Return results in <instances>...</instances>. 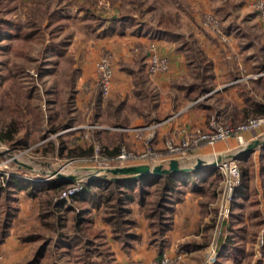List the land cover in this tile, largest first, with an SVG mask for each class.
Returning <instances> with one entry per match:
<instances>
[{"label":"rangeland","instance_id":"1","mask_svg":"<svg viewBox=\"0 0 264 264\" xmlns=\"http://www.w3.org/2000/svg\"><path fill=\"white\" fill-rule=\"evenodd\" d=\"M243 12L257 13L256 0H0V17L17 25L15 28L3 26L7 35L0 38V128L16 117L17 111L19 120L22 121L16 139L0 140V176H3L0 181H4L2 184H5V175L8 177L18 175L29 180L35 179L39 183L40 181L47 183L49 179L60 180L50 176L51 172L57 170L75 176L73 180L64 179V185L56 190L48 188L31 195L37 196L40 192L36 197L39 202V220L38 222L35 220L26 228L24 231L26 233L20 237L39 239L40 245L36 244L18 264L28 263L39 247L44 245V252L38 257L36 264H83L84 259L95 264H118L113 256L111 244H107L115 242L123 251H128L132 241L140 238L134 228L138 223L134 215V206L138 207L146 223L147 242L153 244L152 240L156 238L158 226L157 224L151 226V219L148 218L154 208L152 203L141 206L136 197L125 204L130 211L126 217L134 220V223L127 228L132 235L127 237V241H123L113 235L111 225L106 221L111 210H108L109 207L104 200L92 204L89 200L75 199L74 196L78 195L87 183L102 178L101 175H105V178L112 177L113 174L107 172L108 168L141 163L166 166L171 158L177 159L183 167L198 169L202 179L199 183H205L202 191H196L204 194L205 213H202L204 215L197 229L190 233L187 239L201 242V245L205 244L202 245L204 253L210 241L217 238V249H221L223 242L230 235L228 231L233 234L238 229L234 225L238 224V219L235 222L229 217L226 223L223 222L222 227L216 222L220 178L215 169V161L219 159L218 157L224 156L214 153L217 158L214 157L213 150L208 147L206 150L202 149L204 144L180 153H171L165 146L169 137L163 139L160 148L156 145V138L157 128L168 120V117L164 116L170 110L168 102L163 98L171 94L180 96L181 85L193 87L194 94H190V101H187L190 105L194 103L193 105L210 107V110H207L205 125L192 128L204 131L212 117H219L220 122L228 126L239 125L251 118H259L253 113L248 116L240 115V111L234 110V104L230 101L220 100L214 96L211 81L203 79L202 76L199 79L198 74L205 71L202 69L205 62L196 60L203 55L199 54L196 40L188 33V31H197L204 35L209 33L213 41L225 42L229 37L223 32L224 16L228 14L229 21L239 23L243 21L241 18L234 19L230 15H241ZM129 14L135 24L119 22L113 26L117 17ZM209 16L216 19V27L207 21ZM38 27L37 32L29 34L28 38L23 36L27 31H34L32 29ZM138 33H141L146 41L139 44L129 42L132 60L118 58L119 66L125 63L130 70L128 71L132 76L130 86H125L118 92L120 97L112 96L110 93L103 95L96 80L91 96L78 102L76 84L84 85L86 81L93 79L90 74L86 77L85 73L95 71V64L101 55L108 56L112 66L117 49L121 47L120 41ZM164 40H171L185 49L187 47V60L190 64L187 73L175 79L170 78L167 87L160 79L156 80V76L151 77L147 67L145 69L150 46L153 45L158 53L157 44ZM107 41L113 42L109 45ZM88 84L82 89L88 87ZM252 95L253 99H264V93H261L260 88L253 87ZM178 106H181V101ZM175 108L177 107L174 106L173 109ZM75 121L82 122V125L71 127L70 123ZM70 129L82 131L74 135ZM130 132L141 134V147L130 148L127 146V140H124L122 143L119 142L116 155L120 153L121 148L137 153L147 151L144 147L147 138L149 151L153 153L143 158L127 159L121 163L115 154H109V148L104 142L114 146L122 135ZM26 136L28 145L25 147L22 141ZM49 140L55 141L57 147L61 146V149L57 148L58 153L55 149L45 155L41 151H36L39 144L45 145ZM74 148L81 149L80 154L69 153V150ZM88 148L90 152L85 153L83 150ZM256 159L257 161L252 163L243 161L240 164L241 170L246 169L248 175L246 182H249L259 168L264 170V157ZM198 160L203 163L195 169ZM211 162H214L212 167L215 169L212 176L207 173L208 171L200 170L205 167L204 164ZM24 165H29V168ZM68 187L75 188V191L69 196L60 197L62 191ZM157 187H149L153 196L158 192ZM92 189L96 190L97 187ZM187 192L195 191H184L182 198ZM153 196L150 198L154 199ZM62 198L70 205V211L62 207L57 210L59 215H52L54 208L50 205V200L58 201ZM246 203L240 205L243 209L237 210L239 213L236 218L239 216L243 218L244 214L250 216L252 210L249 208L250 204ZM15 205L18 207V203ZM25 207L29 209V205ZM253 209L252 214L255 215L256 208ZM76 213L81 216L79 225L82 232L73 235L70 225L73 224V215ZM259 214L260 217L256 218L245 231L249 234V240L253 241L254 251L256 239L261 235L264 237V222H258L261 220V213ZM26 215L30 213L27 212ZM45 222L47 227H44ZM57 223L60 232L57 225L54 230V224ZM231 225L234 226L230 227ZM170 229L171 226L163 232L165 243L169 241L167 233ZM106 233H109V239ZM74 237L78 239L77 241L80 239V242H76ZM263 252L264 243L260 255L255 256L253 253L254 258L251 257L241 264H259L261 261L264 263ZM203 259L202 256L198 264H202Z\"/></svg>","mask_w":264,"mask_h":264},{"label":"crops","instance_id":"2","mask_svg":"<svg viewBox=\"0 0 264 264\" xmlns=\"http://www.w3.org/2000/svg\"><path fill=\"white\" fill-rule=\"evenodd\" d=\"M227 16H224L222 20L223 24H225L223 26V32L229 37L225 42L213 41V37L209 33L208 35L197 33V31H188V33L196 40L198 45L197 48L200 50L199 54L203 55V58L209 61V65L207 68L205 67V71H201L200 74H198L199 79L200 76H202L203 79L211 81L214 96L217 99H227L231 104H234V110L238 109L240 111V115L248 116L252 113L255 114V110L257 111L260 107L264 106V99H253L252 95L253 87L260 88L261 93H264V85L261 84V80L259 79V77L264 76L260 75L264 65V19L260 18L258 12L255 14L243 12L241 15H230L234 19L241 18V20H243L239 23H233L229 21ZM122 40L123 41H120L121 47H119L116 52L117 56L112 60L111 92H109L110 95H116L118 97H120L118 92L124 89L125 86L129 87L132 80V76L129 74L128 70L119 66L118 58L131 61L133 54L128 47L129 42L139 44L146 41V38H142V34L138 33L135 36L131 34ZM108 42L109 41H107V43ZM112 42L113 41H110L109 45H111ZM186 49L180 45L178 46L177 43L171 40H164L158 43L157 54L168 61V70L164 72L163 75H159L161 73H156L151 75V77L156 76L155 79H160V81L164 82V86L167 87L170 84V78L175 79V77L177 78L182 76V74H186L190 65L187 60L188 49ZM94 64L93 61L92 70H94ZM88 74H90L93 79H89L90 81H86L84 85L76 84V100L78 102L91 96L90 94L93 91L94 83L97 80L95 71H91V73L87 71L85 76L88 77ZM209 77H211L210 80ZM168 81L169 83L167 84ZM87 83H89V86L85 87L83 90L82 87L86 86ZM179 88L181 89V91H179L180 96L171 94L163 98L168 102L170 110L169 113L164 116L166 118L168 117V120L164 121L162 125L157 128L156 145L158 148L162 146L163 139L166 137H171L177 142L186 132L193 129L192 127L205 125L208 114L207 110H210V107L201 104L193 105L194 103L190 105V102H187L190 101V94H194L191 85H181ZM180 101L181 106H178ZM259 105L261 106L257 107ZM174 106L177 107L175 110L173 109ZM227 114L231 115L230 113ZM258 116L264 117V115ZM70 124L71 127H73L82 125V122L79 123V121H75ZM70 131L74 135H78L82 130L70 129ZM140 136L141 134L130 132L127 135H122L120 141H117L114 146L110 145V143H104L107 144L106 146H108L109 151L116 153L119 150V142L122 143L124 140H127L128 147L140 148L142 145ZM255 139L260 141L258 146L249 153L239 156L236 155L247 143ZM206 147L213 150L212 155L217 153V155L230 158L236 161L239 167L243 161L246 163L249 161L251 163L257 161L255 158L264 157V123L253 131H244L242 133V140L232 136L217 141L213 146L204 145L202 149L206 150ZM254 164L256 165V163ZM31 180L34 181L35 179ZM17 193V212L11 219L8 234L3 242L0 243V254L2 255L0 264H18L30 251H32L36 244H39V239H30L29 236L23 239L20 236L26 233L24 232L25 229L31 226L35 220H37V222L39 220V202L36 197L40 192L37 193V196H31L24 190H20ZM203 198L204 194L201 192H187L181 201L176 203L174 209H172L171 229L167 233L169 241L165 243L161 254H159L157 246L154 243L151 244L147 242L145 230L146 223L141 217L142 214L139 213L138 207L134 206V215L138 219V223L135 224L134 228L140 238L132 241V246L128 251H123L115 242H109V244H107H111L113 256L118 261V264H149L153 260H159L164 254L173 256L176 253L182 254L180 264H198L202 256H204V253H202V245L205 244L202 243L201 245V242L197 243L194 240L187 239V237L197 229V226H199L203 218V207L206 208V201H204ZM235 201L236 205H239L237 208L232 207L231 212L234 215L239 213L237 211L238 209H243V206L240 207V205L247 202L246 204H250L249 208L252 210L251 214L254 212L253 208H256L255 210L261 213V219L264 221V170L259 168L257 172L254 173L248 182L247 193L241 194L239 197L235 198ZM1 204L2 200L0 199V216L2 215ZM25 205H29L28 210ZM59 209L60 208L53 209L52 213L54 216L60 214L57 211ZM27 212H29L31 216L26 215ZM40 212L42 214V211ZM251 214L250 216L244 214L243 218L239 216L237 220L238 224H234L238 227L236 232L234 231L232 234L228 231V235L230 234L229 236L231 237L228 244H226V249H220V264H241V262H247L251 257L254 258L253 241L249 240V234L245 233L257 218L256 215L252 214L251 216ZM43 221H45V219ZM56 225L60 232L59 223L54 224V230H56ZM227 226L229 225L227 224ZM44 227H47L46 222ZM105 228H107V226H105ZM106 234L109 239V233ZM205 236L207 237V235ZM43 252L44 250H42L39 257L42 256Z\"/></svg>","mask_w":264,"mask_h":264},{"label":"trees","instance_id":"3","mask_svg":"<svg viewBox=\"0 0 264 264\" xmlns=\"http://www.w3.org/2000/svg\"><path fill=\"white\" fill-rule=\"evenodd\" d=\"M119 22H123L121 24H135L133 22V19L131 15H122L120 17H117V19L114 20V25H118ZM3 26H10L17 27V25H13L10 20H6L4 18L0 17V38H2L4 35H7L5 33ZM19 28H16V30ZM37 29H32L34 31H27L23 34L24 37L28 38L29 34H34L37 32ZM196 60L205 62L202 65V69L205 70V67L209 65V61L203 57H197ZM201 63H199L200 65ZM123 68L130 71L128 67L124 64H122ZM201 66V65H200ZM261 80V84L264 85V76L259 77ZM193 89V87H191ZM261 105L257 106L260 107ZM16 117L9 120L5 125H3L0 128V140L4 141H12L16 139L18 132L21 129V119L19 120L18 111L15 113ZM255 115H264V106L260 107L257 111L255 110ZM36 118V117H34ZM34 123H37V121H34ZM69 125V124H68ZM67 125V126H68ZM23 145L26 147L28 145L27 136L22 141ZM61 149V146H56L55 141L49 140L45 145H38L36 148V151H41L43 155L47 154L50 150H57V153L59 152L58 149ZM81 149L74 148L70 149L69 153H77L80 154ZM85 153L90 152V148L83 150ZM113 151H109L110 155H114L115 153H112ZM212 166H206L203 169V171H208L209 175L213 174ZM264 168V167H263ZM241 172V182L239 186L236 188L234 192V199L232 202V207L237 208L238 205H236L235 198L239 197L241 194H246L248 189V182H246V177L248 176L246 174V169H242L239 167ZM5 177V176H4ZM202 179H200L199 170H189L182 173H176V174H165L161 176H147L143 178H138L135 180H113L111 178H100L99 180L92 181L90 183H87L84 185L83 190L78 194L75 195V199L89 200L92 204H98L101 200H104L105 203L108 205L110 212V217H106V221L109 222L112 228L113 235L117 236V238L122 239L123 241H127V237H130L132 234L128 232V227L133 223L130 218H127L126 216L129 215L130 211L128 207L125 206V204L129 201H132L136 197L139 200V203L141 206H146L147 204H153L154 208L152 209V213H149L148 218L151 219L150 224L151 226H154L157 224L158 231L155 233L156 238H153L154 244L157 246L159 254L162 253L165 242L163 239V232L167 231L171 224H172V209L174 206V203L181 200L184 191L191 190V191H202L204 189L205 183H199ZM204 181V180H203ZM43 181H37V180H29L25 177H20L18 175H11V177H6L5 184H2L0 181V199L2 200L1 204V213L0 216V243L3 242L6 235L8 234V228L11 223L12 217L17 212V206L15 205L17 201V192L20 190H24L27 194L33 195L37 191L45 190V189H58L62 185H64V179L56 180V179H49L47 183H42ZM46 182V181H45ZM206 182V181H205ZM211 182V181H210ZM154 184V185H153ZM97 187L96 190L92 189L93 187ZM147 186H158L155 196H153V193L151 191V188H147ZM156 188V187H153ZM150 196H153L154 199H151ZM50 205L53 206L54 209L62 208L64 207L65 210L70 211V205H67L65 199H60L58 201H51ZM92 206V205H90ZM232 211V210H231ZM52 214V213H51ZM50 215V214H49ZM53 215V214H52ZM255 215L257 218L260 217L259 211H255ZM58 217V216H57ZM237 215H234L232 212L230 214V218L234 221H236ZM74 221L73 224L70 225V228L72 229L73 235L77 233L82 232V228L79 225V222L81 221V216L79 213H76L73 215ZM59 219V218H58ZM149 219V220H150ZM156 222V223H155ZM259 223H263L264 221L258 220ZM227 226V225H226ZM234 225H231L232 227ZM229 227V228H230ZM124 228V229H123ZM121 233V235H119ZM61 235V234H60ZM120 236V237H119ZM230 239V236L226 239L224 244L222 245L221 249H226V244H228ZM76 242L78 239H75ZM71 249V248H70ZM43 247H40L37 252L35 253V256L26 264H36L37 259L42 252ZM264 254V252H263ZM220 248L218 251V257L216 260V264H220ZM83 264H95L92 261H89L87 259H84L82 261ZM259 264H264L262 261Z\"/></svg>","mask_w":264,"mask_h":264},{"label":"built area","instance_id":"4","mask_svg":"<svg viewBox=\"0 0 264 264\" xmlns=\"http://www.w3.org/2000/svg\"><path fill=\"white\" fill-rule=\"evenodd\" d=\"M256 9L260 18L264 19V0H256ZM207 21L216 27L217 21L214 17H207ZM146 67L147 72L151 75L165 72L168 69V61L164 57H161L159 54H157L156 48H154L153 45H151L149 49ZM95 72L101 93L103 95H107L110 91L112 80V66L108 56L101 55L99 57L95 64ZM260 75H264V68L260 72ZM263 123L264 117H259L248 119L239 125L228 126L223 125L220 122L219 117H212L208 122V127L204 131L199 128H193L186 132V134L182 136L177 142H175L173 138L169 137V139L165 142V146L171 153H180L185 149L198 147L202 144L213 146L217 141L224 140L232 136L242 140V133L244 131H253ZM148 139L149 138H147L144 144V147L147 149V151L137 153L135 151H128L121 148L120 153L116 155L117 159L123 163L127 159H137L151 155L153 152L149 151ZM214 157L217 158V155H214ZM218 158L219 159L215 161V169L220 178V191L218 193L216 222L222 227L223 222L225 221L226 223L230 217L234 192L241 182V172L236 161L230 158ZM6 177L7 175H5V178ZM0 178L3 179V176H0ZM2 183H4V181H2ZM74 191L75 188L68 187V189L62 191L60 197L69 196ZM217 240L218 239L216 238V240L213 239L210 241L206 251L204 252V262L202 264H216L219 251V248L217 249ZM263 243L264 237L261 235L256 239L255 242V256L261 254V247L263 246ZM181 257V253H176L173 256L164 254L159 260H153L149 264H180ZM1 258L2 255L0 254V260Z\"/></svg>","mask_w":264,"mask_h":264},{"label":"water","instance_id":"5","mask_svg":"<svg viewBox=\"0 0 264 264\" xmlns=\"http://www.w3.org/2000/svg\"><path fill=\"white\" fill-rule=\"evenodd\" d=\"M260 143L259 140L255 139L249 143H247L240 151L236 154L237 156L249 153L252 151L256 146H258ZM203 162L201 160L197 161V165L195 169L198 168V166H201ZM214 162L206 163L204 166H213ZM25 167H28L29 165H24ZM191 170L188 167H183L179 164L178 160L175 158H171L166 166L162 164L150 166L149 164L141 163V164H132V165H124V166H117L108 168L107 172H111L113 174L112 177H110L113 180H135L138 178H143L147 176H161L165 174H176V173H182ZM121 175V177H119ZM51 177H57V179H69L73 180L75 176L73 174L67 175L64 173H61V171H53L50 174ZM100 177L105 178V175H101Z\"/></svg>","mask_w":264,"mask_h":264}]
</instances>
